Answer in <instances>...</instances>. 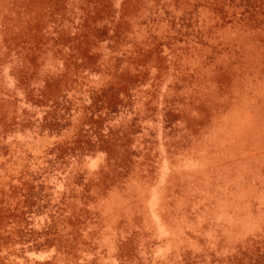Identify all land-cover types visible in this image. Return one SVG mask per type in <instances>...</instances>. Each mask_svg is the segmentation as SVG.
Masks as SVG:
<instances>
[{
    "label": "rangeland",
    "instance_id": "obj_1",
    "mask_svg": "<svg viewBox=\"0 0 264 264\" xmlns=\"http://www.w3.org/2000/svg\"><path fill=\"white\" fill-rule=\"evenodd\" d=\"M0 264H264V0H0Z\"/></svg>",
    "mask_w": 264,
    "mask_h": 264
}]
</instances>
